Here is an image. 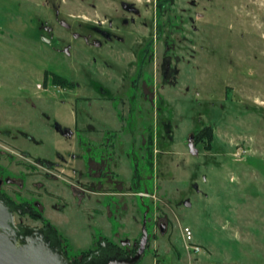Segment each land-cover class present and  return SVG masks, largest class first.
<instances>
[{"label": "rangeland", "instance_id": "obj_1", "mask_svg": "<svg viewBox=\"0 0 264 264\" xmlns=\"http://www.w3.org/2000/svg\"><path fill=\"white\" fill-rule=\"evenodd\" d=\"M121 1L0 0V178L9 194L0 204L17 228L8 219L2 230L72 264L133 261L142 250L136 264H264V0H170L132 108L118 102L129 101L139 73L131 44L98 49L71 34L119 23ZM131 1L154 36L155 0ZM68 44L70 57L56 52ZM54 75L79 88L55 86ZM94 79L115 101L95 97ZM75 112V136L65 138L53 120L74 127ZM206 128L212 140L198 143ZM35 201L42 219L11 211Z\"/></svg>", "mask_w": 264, "mask_h": 264}, {"label": "flooded vegetation", "instance_id": "obj_2", "mask_svg": "<svg viewBox=\"0 0 264 264\" xmlns=\"http://www.w3.org/2000/svg\"><path fill=\"white\" fill-rule=\"evenodd\" d=\"M170 0H155V5H156V13L158 15V17L160 18L159 20H156V25H155V35L153 36L150 33V26L147 22H144L142 24H139V20L142 19V12L141 9L139 8V6L137 5V1H128V0H122L120 2L121 5V18L120 21H118L119 23L116 24V21L113 19H110L109 21L105 20L100 22V26L97 27L94 31H92L93 33H88L87 35H81L76 31H73L72 37L76 40H80L82 39L85 43V46L88 47H96L98 49H113L115 45L117 46H122V45H130V49H132L131 51H129L127 54L130 55V58H133L134 60H137L139 63V73L137 75L136 78L130 79V98L129 101H126L124 99V97H119V101L122 107H127L126 104L129 102V106L130 108L134 107L135 104V100H133V95H136V89L138 88V85L140 84V81L142 80V76H143V72H144V68L145 65L148 61H153V59L158 55V52L156 50V48H154V44L157 43L160 39H162L164 37L165 30H166V26L165 24L162 22L161 17L163 15H165V13H167V9L166 7H169L170 4ZM59 13H57L58 15ZM108 23L105 25V23ZM64 27H66L68 30H70V26L67 23H62ZM135 27V33L133 32L132 28ZM139 27H143L144 29L149 30V32H147V34H143L139 35V32L137 31ZM46 31H48L49 33H53V29L51 27H47ZM138 32V33H137ZM138 34V35H137ZM94 35L97 36V38L94 37ZM45 39V41L48 44H51L52 40L47 39L46 37H43ZM154 38H155V43H154ZM169 38L170 36L168 35L165 45L167 47V51L165 53V60H168L167 63H165V65H167L166 67V76L169 77L171 76L170 71H171V63L173 58L175 57L173 54L169 55V53L171 52L172 47H170V42H169ZM63 42H65V39H62L61 41H58V44H62ZM128 42V43H127ZM127 43V44H126ZM65 49L62 50L61 47H56L55 50L57 53L59 54H66L67 56H71V50L73 49V45L72 44H68L66 47H64ZM69 50V52H67L66 50ZM170 51V52H169ZM94 61H97L96 58H94ZM170 61V62H169ZM106 64L109 63V61L105 62ZM61 76V75H59ZM63 77V79H65V81L67 82L66 85L63 84H55V86L60 87V88H65L68 89V91H74L75 89L79 88V84L77 82H74L72 80H70L67 77L61 76ZM127 78V77H126ZM124 77V80L126 81V79ZM54 80V77H53ZM147 80L145 79L143 82V86H146ZM123 82V81H122ZM87 83V82H86ZM46 84V83H45ZM88 84V83H87ZM124 85V86H123ZM122 87H127L124 83H123ZM90 86L96 87L98 88V90L100 91V96H95L97 97V99H104L107 98L108 101H115V98H117V95H109V97H107V95H104V92L108 91L105 89L104 85H102L98 80H93V83L90 84ZM93 88V89H96ZM97 90V89H96ZM111 92V91H110ZM104 96V97H103ZM89 97H93V96H85V100H87ZM80 98V97H79ZM74 104H75V100H74ZM125 104V105H124ZM76 106V104H75ZM43 116L48 119V121L51 120V115H49V113L47 112H43ZM75 126L74 127H70L66 124V127L64 126V123L58 119H54L52 126L55 129V131L57 133H59L60 135L64 136L65 138H73L75 136V128L77 127L78 123H77V117H76V112H75ZM200 134L195 135V139L198 143L202 142V141H198V137ZM62 161L63 165H67V163H65L66 159L64 157L61 156V154H57ZM73 157V156H72ZM47 165V164H44ZM61 165V164H60ZM57 163L55 164H50V167L52 168H57L58 166ZM16 180L12 179L10 177H8L6 179V184L12 185L15 184ZM22 186V185H20ZM7 195V189L5 187L4 184V178H0V198L5 199V197H8ZM7 202L8 200L5 199ZM22 205V204H21ZM17 205L14 206L13 213H18V214H24L27 216H31L34 218H39L42 219L43 215H42V209H41V204L39 201H35L34 204L28 203L27 205ZM6 210V209H5ZM8 218L10 220V225L14 227V229L16 228V223L15 221H13V219H15V216H13L11 213L8 214ZM8 220V221H9ZM50 229V228H49ZM48 231H51L48 230ZM131 244L130 241H123L122 245L123 246H129ZM105 246V244H104ZM112 246V245H111ZM112 249H116L115 246L111 247ZM117 250V249H116ZM134 251L135 253L137 252V244H135L134 246ZM123 257H128L130 256L128 253H122L121 254Z\"/></svg>", "mask_w": 264, "mask_h": 264}, {"label": "water", "instance_id": "obj_3", "mask_svg": "<svg viewBox=\"0 0 264 264\" xmlns=\"http://www.w3.org/2000/svg\"><path fill=\"white\" fill-rule=\"evenodd\" d=\"M69 52V50H66ZM186 205L191 206L189 202ZM8 214L5 209L2 208L0 204V229L8 227ZM3 231V230H2ZM5 232V231H3ZM164 233V230L162 229ZM9 235L7 232H5ZM11 236V235H10ZM13 237V236H11ZM13 239L16 240L15 237ZM17 241V240H16ZM24 242L29 244H34L36 247L29 249L26 253L18 254L10 242H8L4 237L0 236V264H68L69 262L66 258L59 252L55 251L53 248L44 244L40 240H36L32 237H27ZM142 250L139 255L133 259V261H112L108 264H136L141 258ZM55 252V253H54ZM72 264V263H71Z\"/></svg>", "mask_w": 264, "mask_h": 264}, {"label": "bare ground", "instance_id": "obj_4", "mask_svg": "<svg viewBox=\"0 0 264 264\" xmlns=\"http://www.w3.org/2000/svg\"><path fill=\"white\" fill-rule=\"evenodd\" d=\"M0 236L4 237L8 242H10L11 246L18 254L26 253L29 249L36 247V245L34 244L31 245L28 242L16 241L15 239H13V237H11L10 235H7L1 229H0ZM68 264H71V263L69 262Z\"/></svg>", "mask_w": 264, "mask_h": 264}, {"label": "trees", "instance_id": "obj_5", "mask_svg": "<svg viewBox=\"0 0 264 264\" xmlns=\"http://www.w3.org/2000/svg\"><path fill=\"white\" fill-rule=\"evenodd\" d=\"M47 80L48 79L46 77V82H47ZM54 82L56 84H63V85H66L67 84V82L65 81V79H63V77H61L59 75H54ZM212 138H213L212 128H206L199 135L198 141H203L204 139L212 140Z\"/></svg>", "mask_w": 264, "mask_h": 264}, {"label": "built area", "instance_id": "obj_6", "mask_svg": "<svg viewBox=\"0 0 264 264\" xmlns=\"http://www.w3.org/2000/svg\"><path fill=\"white\" fill-rule=\"evenodd\" d=\"M186 232H187L189 239L190 238L192 239V235H193L192 231L190 229H186Z\"/></svg>", "mask_w": 264, "mask_h": 264}]
</instances>
